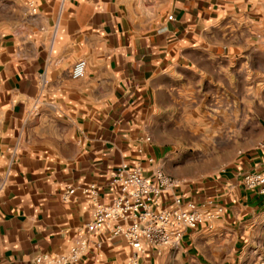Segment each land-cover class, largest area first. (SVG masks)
Masks as SVG:
<instances>
[{"label":"crops","instance_id":"obj_1","mask_svg":"<svg viewBox=\"0 0 264 264\" xmlns=\"http://www.w3.org/2000/svg\"><path fill=\"white\" fill-rule=\"evenodd\" d=\"M251 37H264V0H38L37 13L25 5L5 12L0 264H37L38 254L67 250L95 207L118 195L110 181L126 161L142 162L148 174L162 167L182 181L186 199L224 205L220 218L186 229L176 248L146 251L141 264H258L264 195L242 175L264 167V132L225 166L193 175L159 136L182 90L228 78ZM80 59L86 74L74 79ZM91 183L98 200L82 192ZM69 186L76 193L65 202ZM89 238L88 251L71 264H129L124 237L100 231Z\"/></svg>","mask_w":264,"mask_h":264},{"label":"built area","instance_id":"obj_2","mask_svg":"<svg viewBox=\"0 0 264 264\" xmlns=\"http://www.w3.org/2000/svg\"><path fill=\"white\" fill-rule=\"evenodd\" d=\"M28 10L37 13L38 0H29ZM168 18L173 19V15ZM86 67L85 59L78 60L72 68V77H84ZM259 146L264 148V143ZM149 162L155 164L152 157ZM242 182L247 188L264 195V167L243 173ZM110 184L119 191L112 203H99L84 231L67 250L38 254L34 257L37 264H71L79 261L89 249V235L100 231L108 232L110 237H124L131 247L129 264H141V256L146 251L161 253L165 247L176 248L186 229L212 222L224 213V205L216 199H186L178 191L182 181L158 165L148 174L140 161L123 162L113 172ZM82 192L98 200L99 188L96 183L82 187ZM75 193L76 188L69 186L61 194V199L69 202ZM165 195L170 196L168 202ZM258 264H264V255Z\"/></svg>","mask_w":264,"mask_h":264},{"label":"rangeland","instance_id":"obj_3","mask_svg":"<svg viewBox=\"0 0 264 264\" xmlns=\"http://www.w3.org/2000/svg\"><path fill=\"white\" fill-rule=\"evenodd\" d=\"M28 2L0 0V19L14 8L28 7ZM253 38L236 56L228 78L224 76L221 82L218 75L212 84L191 85L166 110V130L159 136L169 144L168 156L181 158L179 165L186 175L212 172L260 142L264 132V37Z\"/></svg>","mask_w":264,"mask_h":264}]
</instances>
